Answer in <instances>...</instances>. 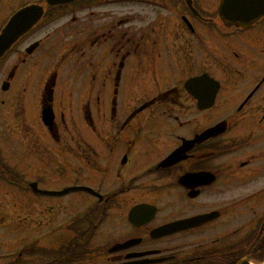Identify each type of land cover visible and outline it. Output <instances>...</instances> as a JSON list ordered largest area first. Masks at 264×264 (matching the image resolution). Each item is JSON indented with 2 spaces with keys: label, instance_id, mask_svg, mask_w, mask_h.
<instances>
[{
  "label": "flooded vegetation",
  "instance_id": "flooded-vegetation-1",
  "mask_svg": "<svg viewBox=\"0 0 264 264\" xmlns=\"http://www.w3.org/2000/svg\"><path fill=\"white\" fill-rule=\"evenodd\" d=\"M218 4L219 0H192L196 16L185 0H80L49 9L55 23L63 20L61 25L47 24L50 20L45 23L49 28L39 24L0 61V130L7 141L19 143L21 156L32 167L22 171L50 176L56 188L38 186L41 190L60 192L84 186L103 197L96 199L95 206H88L83 221L75 222L74 201L68 197L33 198L31 184L20 177L26 192L22 200L12 201L19 208L17 222L11 211H4L0 264H134L143 260L153 264H234V251L247 248L248 234L241 228L228 237L224 230L234 221L228 209L241 201L219 208L223 205L218 201L216 182L222 179L229 183L226 190L241 191L245 178L248 187L263 182L259 190L264 191V163H260L264 160V98L260 105L250 101L242 109L252 112L245 122L244 134L250 139L244 146L252 150V142H257L260 153L236 152L228 162L219 163L224 146L210 140L195 145L176 167H159L175 143L177 148L183 140L192 141L216 123L217 104L201 111L199 102L184 89L185 81L202 74L214 79L222 76L229 93L220 108L230 113L264 74L263 32L225 26L218 16ZM223 28H228L227 36L218 33ZM51 32L59 41L48 48L45 43ZM51 52H57L59 58L71 53L76 59L82 54L88 63L75 72L68 87L70 96L78 93V106L59 100L52 129L43 122L42 99L51 90L54 77L57 91L58 67L42 74L40 64L41 57L46 59ZM103 60L111 62L114 76L123 62L126 81L122 92L133 102L113 118L99 90L88 92V85L75 82L81 75L84 80L95 77ZM224 60L225 73H219L218 63ZM142 107H146L144 112L128 120ZM78 109L81 116L76 119ZM109 114L111 120L106 121ZM235 124L234 118L229 120L227 135ZM138 146L144 149L141 155L146 160L158 161L147 168L142 179L124 180L122 173ZM4 172L13 176L6 169ZM202 172L211 173L215 182L191 189L180 185L181 176ZM70 175L76 181L64 187ZM138 181L152 192L148 196L154 200L139 197L134 188ZM171 188H179L188 197L189 192L197 194L195 199L178 203L179 216L167 213L160 202L166 193L163 189ZM140 204L154 205L157 212L149 225L137 228L129 223L128 214ZM211 212H218L217 218L203 227L152 237L157 228ZM232 236L237 237L236 243ZM127 243L131 244L112 251ZM138 254L149 255L134 258Z\"/></svg>",
  "mask_w": 264,
  "mask_h": 264
},
{
  "label": "rangeland",
  "instance_id": "rangeland-1",
  "mask_svg": "<svg viewBox=\"0 0 264 264\" xmlns=\"http://www.w3.org/2000/svg\"><path fill=\"white\" fill-rule=\"evenodd\" d=\"M31 0H27V1H20V0H1V6L4 8V12L2 13L1 9H0V24H2V22L6 19L7 16H11L16 10V8H18L19 4L22 3H28ZM80 59V58H79ZM78 59V61H79ZM74 63H60L58 65V68H56L55 70L57 71V76H58V84H57V91H58V97L61 96V94H63L64 99L66 102H68V97L70 99V103H74V105L77 107L78 106V102H77V98L75 96H70V94L68 93V83H69V75L73 69ZM53 67H47L46 70L48 69H53ZM46 70L44 72H46ZM102 77V71L99 73V79ZM77 113V111L75 112ZM76 117V116H75ZM77 119V118H76ZM75 121V118H74ZM79 125L81 126V124L79 123ZM1 150L3 153V157H4V161L8 162L9 165L11 166L13 172L24 178L26 181H37L40 183V185H38L40 188H50V189H54L56 188L54 186V183H51V177L47 176V175H43L42 173H30V172H24L22 171V169H32V167L25 161V159L23 158V156L20 155L19 152L14 151V152H9L8 150H6L3 146H1ZM158 160H146L144 159L140 154H139V150L137 148L136 153L134 154V157H132L129 167L122 173V178L124 180H132L134 178H138L140 176L143 175V173L147 170V168L153 164H155ZM115 174V173H114ZM76 178L75 176H68L66 181L63 183V186H69L73 183H75ZM1 184V183H0ZM139 186H136V188ZM75 199H78L81 203L88 205L87 203H90V199L88 196L84 195V194H73ZM139 196H142L139 194ZM163 206L167 207L168 204L161 200L160 201ZM263 204H261L260 207H263ZM171 206L174 207L173 208H167V213H171L173 215L179 216L176 207H177V203L173 202L171 204ZM256 209H258V206H255ZM2 210V208H1ZM258 212H260V210H257Z\"/></svg>",
  "mask_w": 264,
  "mask_h": 264
},
{
  "label": "water",
  "instance_id": "water-1",
  "mask_svg": "<svg viewBox=\"0 0 264 264\" xmlns=\"http://www.w3.org/2000/svg\"><path fill=\"white\" fill-rule=\"evenodd\" d=\"M60 1H62V0H54L53 2L50 1V4L57 3V2H60ZM26 13L31 14L32 17L38 18L41 15V10L40 9H37V8H33V9L28 10ZM16 25H17V28H29L31 26L30 25V22H29V19L26 22H24V20L21 19V20L17 21ZM20 32L21 31L19 30V31H17L15 33H20ZM6 34H12V33L11 32H7V31H4V33H3L4 38H1L0 39V45L2 44L3 40L6 39ZM2 53L0 52V56L2 55Z\"/></svg>",
  "mask_w": 264,
  "mask_h": 264
}]
</instances>
